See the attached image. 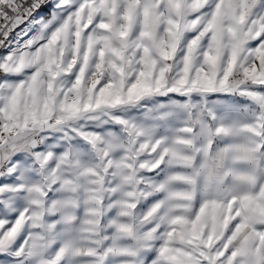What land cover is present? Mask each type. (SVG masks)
Wrapping results in <instances>:
<instances>
[{
  "label": "snow or ice",
  "instance_id": "1",
  "mask_svg": "<svg viewBox=\"0 0 264 264\" xmlns=\"http://www.w3.org/2000/svg\"><path fill=\"white\" fill-rule=\"evenodd\" d=\"M0 264H264V0H0Z\"/></svg>",
  "mask_w": 264,
  "mask_h": 264
}]
</instances>
